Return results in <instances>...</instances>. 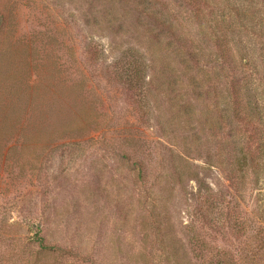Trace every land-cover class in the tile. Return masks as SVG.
<instances>
[{
	"label": "rangeland",
	"instance_id": "rangeland-1",
	"mask_svg": "<svg viewBox=\"0 0 264 264\" xmlns=\"http://www.w3.org/2000/svg\"><path fill=\"white\" fill-rule=\"evenodd\" d=\"M151 2L9 1L0 264H264V0Z\"/></svg>",
	"mask_w": 264,
	"mask_h": 264
},
{
	"label": "trees",
	"instance_id": "trees-1",
	"mask_svg": "<svg viewBox=\"0 0 264 264\" xmlns=\"http://www.w3.org/2000/svg\"><path fill=\"white\" fill-rule=\"evenodd\" d=\"M9 1L10 0H0V20L1 21H3L4 14L8 11L7 9H8V5H9ZM152 1H154L157 5H159L158 0H152ZM144 2H147V4H148V0H144ZM179 2H181L182 3L181 6H184L185 8H188V9L191 8L193 10H197V11H200L201 13H204L203 12V8L204 7H207L209 5V3L212 4L213 0H202V1H196V0H179ZM156 4H154V3L151 2L152 8L158 9ZM145 7H148V5L144 4V10H145V13H146ZM157 13L158 12H155V13L152 12V13H149L148 16H149V19H153L154 22L161 23V27L163 28V32H162L163 34L162 35H167L168 36V33H171L173 36L176 35V37L178 38V39L175 38V40L177 41V43L179 45L184 44V38L181 37V36H179V35H177L175 33L176 31H178V29L175 28L176 25L173 22H171L168 19V17H160V15L163 16V13L162 12H159L158 13L160 15H158ZM166 14H167L166 16H168V15L170 16L171 13H166ZM137 75L138 74L135 75L130 70L129 71L125 70L124 71V74H122L121 77L123 79V82L130 89H132L133 86H137V84H138L139 78L137 77ZM241 109H242V107H241ZM246 109H247L246 111L250 112L249 114H247L248 117H251V116H253L252 118L258 117V113H255L254 112V108H253V106L250 107V103L248 104V108H246ZM252 111H253V115H251V112ZM237 115H241V112H239V110H238V114ZM211 195L212 194L210 193L208 195V198H207V202H208V205H209L208 210L210 212H214V210H216V201L212 200V196ZM211 214H209L208 217H211ZM39 247H40V249L42 251H55V252H63V253H67V254L69 253L66 250L63 251L59 247H54V246H48V245H46L44 243V241H43L42 238L39 239ZM218 264H220V263H218Z\"/></svg>",
	"mask_w": 264,
	"mask_h": 264
}]
</instances>
